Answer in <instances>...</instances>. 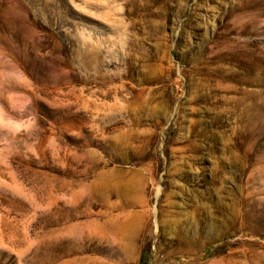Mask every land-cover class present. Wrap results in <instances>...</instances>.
I'll return each mask as SVG.
<instances>
[{"label":"rangeland","instance_id":"obj_1","mask_svg":"<svg viewBox=\"0 0 264 264\" xmlns=\"http://www.w3.org/2000/svg\"><path fill=\"white\" fill-rule=\"evenodd\" d=\"M0 264H264V0H0Z\"/></svg>","mask_w":264,"mask_h":264},{"label":"bare ground","instance_id":"obj_2","mask_svg":"<svg viewBox=\"0 0 264 264\" xmlns=\"http://www.w3.org/2000/svg\"><path fill=\"white\" fill-rule=\"evenodd\" d=\"M124 230H126V229H124Z\"/></svg>","mask_w":264,"mask_h":264}]
</instances>
